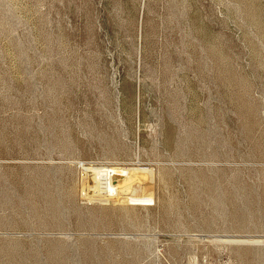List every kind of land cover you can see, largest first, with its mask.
Here are the masks:
<instances>
[{"label":"rangeland","instance_id":"374dc122","mask_svg":"<svg viewBox=\"0 0 264 264\" xmlns=\"http://www.w3.org/2000/svg\"><path fill=\"white\" fill-rule=\"evenodd\" d=\"M0 264H264V0H0Z\"/></svg>","mask_w":264,"mask_h":264},{"label":"bare ground","instance_id":"6f19581e","mask_svg":"<svg viewBox=\"0 0 264 264\" xmlns=\"http://www.w3.org/2000/svg\"><path fill=\"white\" fill-rule=\"evenodd\" d=\"M123 167L88 168L85 174V184L82 190L86 191L87 193L83 194V199L94 200L97 202L108 201L111 199L124 201L127 199L130 192H132V188H139L140 184L142 183L149 184L146 189L151 190V182L149 179L145 178L146 175H151L150 172L145 174L143 169L140 167H137V169L132 168L131 171H129V167L127 168L129 170L126 171V169H123ZM150 199L151 198L147 197L143 201L147 202ZM256 242L257 241H255V243Z\"/></svg>","mask_w":264,"mask_h":264}]
</instances>
